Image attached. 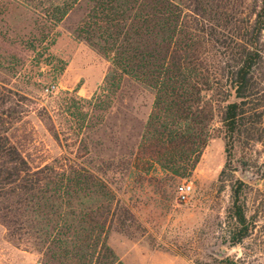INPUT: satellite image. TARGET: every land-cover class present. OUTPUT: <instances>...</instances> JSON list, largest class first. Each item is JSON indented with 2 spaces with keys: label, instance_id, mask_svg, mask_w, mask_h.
<instances>
[{
  "label": "trees",
  "instance_id": "obj_1",
  "mask_svg": "<svg viewBox=\"0 0 264 264\" xmlns=\"http://www.w3.org/2000/svg\"><path fill=\"white\" fill-rule=\"evenodd\" d=\"M74 10L83 12L76 38L110 62L88 103L110 107L130 77L154 91L151 112L137 148L118 160L94 167L67 155L35 162L17 139L20 125L36 113L62 145L52 113L63 105H44L42 93L33 98L0 78V224L7 240L37 253V264H126L108 243L110 233L145 237L139 208L171 204L219 136L227 161L218 181L233 177L223 242L241 245L243 255L176 252L194 264H262L255 254L264 200L249 213L253 186L235 176L232 163L241 142L264 145V0H0V39L40 51L56 42L57 27ZM4 53L0 63L18 59ZM107 172L125 176L127 197Z\"/></svg>",
  "mask_w": 264,
  "mask_h": 264
},
{
  "label": "rangeland",
  "instance_id": "obj_2",
  "mask_svg": "<svg viewBox=\"0 0 264 264\" xmlns=\"http://www.w3.org/2000/svg\"><path fill=\"white\" fill-rule=\"evenodd\" d=\"M82 16L81 10L72 11L57 27L56 42L40 51L27 50L18 43L0 39L1 55L5 56L6 52L18 57L14 61L11 58L1 61L0 78L33 98L42 93L44 105L57 101L63 105L58 114L51 112L62 131V145L36 113H30L20 125L17 139L25 143L26 152L35 162L67 155L94 167L104 161L118 160L137 148L151 112L154 91L130 77L123 80L110 107L95 109L88 103L102 85L110 62L86 41L76 38L74 28ZM13 17L20 24L19 17ZM50 94L53 100L48 97ZM226 161L225 142L221 137L213 136L192 177L182 182L192 186L186 201L176 194L173 202L164 207L146 203L139 208L138 213L148 228L143 238L133 239L117 230L110 233L108 243L118 256L126 264H194L176 251L205 258L214 247H226L230 254L242 256L241 245L230 246L223 242L227 238L225 208L233 178L228 176L223 184L218 181ZM263 162L262 143L241 142L237 147L232 163L235 176L240 178V171L262 175L259 184L249 183L253 186L248 200L250 214L255 213L264 200ZM106 177L115 181L114 186L121 187V195L127 197L124 195L125 176L112 177V173L107 172ZM263 215L262 212L258 215L260 226L264 223ZM260 229L256 235L260 241L255 258L264 264V234ZM251 242L253 240L249 239L245 243ZM153 243L163 244L166 248H154ZM38 261L37 253L9 242L5 228L0 224V264H37Z\"/></svg>",
  "mask_w": 264,
  "mask_h": 264
},
{
  "label": "water",
  "instance_id": "obj_3",
  "mask_svg": "<svg viewBox=\"0 0 264 264\" xmlns=\"http://www.w3.org/2000/svg\"><path fill=\"white\" fill-rule=\"evenodd\" d=\"M261 176L259 174H253L250 171H240V178L247 182V183H251V184H259L261 182ZM210 253L216 256H226L229 253L228 249H226V247H214L212 249H210Z\"/></svg>",
  "mask_w": 264,
  "mask_h": 264
},
{
  "label": "built area",
  "instance_id": "obj_4",
  "mask_svg": "<svg viewBox=\"0 0 264 264\" xmlns=\"http://www.w3.org/2000/svg\"><path fill=\"white\" fill-rule=\"evenodd\" d=\"M191 190H192V186L190 184H184L180 191V199L182 201H186L189 197Z\"/></svg>",
  "mask_w": 264,
  "mask_h": 264
}]
</instances>
